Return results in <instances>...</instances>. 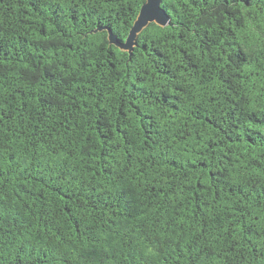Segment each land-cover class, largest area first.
Returning <instances> with one entry per match:
<instances>
[{
    "label": "trees",
    "instance_id": "obj_1",
    "mask_svg": "<svg viewBox=\"0 0 264 264\" xmlns=\"http://www.w3.org/2000/svg\"><path fill=\"white\" fill-rule=\"evenodd\" d=\"M0 0V264H264V0Z\"/></svg>",
    "mask_w": 264,
    "mask_h": 264
},
{
    "label": "water",
    "instance_id": "obj_2",
    "mask_svg": "<svg viewBox=\"0 0 264 264\" xmlns=\"http://www.w3.org/2000/svg\"><path fill=\"white\" fill-rule=\"evenodd\" d=\"M169 17L161 8V0H143L139 12L128 32L124 41L118 38L107 28H97L93 32L107 30L108 43L118 50L125 52L131 56L133 48L136 46L138 35L149 25L155 24L164 27L168 24Z\"/></svg>",
    "mask_w": 264,
    "mask_h": 264
}]
</instances>
